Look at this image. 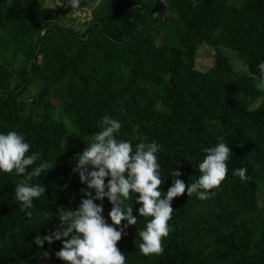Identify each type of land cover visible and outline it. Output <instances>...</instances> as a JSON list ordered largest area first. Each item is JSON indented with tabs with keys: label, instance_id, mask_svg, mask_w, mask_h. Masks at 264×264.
<instances>
[{
	"label": "trees",
	"instance_id": "16d2710c",
	"mask_svg": "<svg viewBox=\"0 0 264 264\" xmlns=\"http://www.w3.org/2000/svg\"><path fill=\"white\" fill-rule=\"evenodd\" d=\"M53 4L0 0V132L22 134L30 153L48 162L31 181L45 188L31 216L14 199L23 177L0 173V264H42L45 255L62 262L55 256L62 241L39 248L32 241L57 230V207L78 206L86 188L72 172L74 156L105 115L120 121L118 138L133 148L141 138L161 145V192L171 186V171L185 185L194 182L202 149L218 138L232 154L209 199L185 189L170 202L159 255L139 252L136 233L148 218L137 216L130 193L125 203L137 222L116 244L126 264H264V91L257 67L264 61V0H99L77 28L60 26L72 9L66 0ZM202 45L216 50L205 70L196 68ZM219 48L235 54L246 73ZM34 84L27 105L22 96ZM239 168L247 169L246 181L232 174ZM102 203L110 222L111 205Z\"/></svg>",
	"mask_w": 264,
	"mask_h": 264
},
{
	"label": "clouds",
	"instance_id": "9594fccd",
	"mask_svg": "<svg viewBox=\"0 0 264 264\" xmlns=\"http://www.w3.org/2000/svg\"><path fill=\"white\" fill-rule=\"evenodd\" d=\"M68 7L78 9L80 0H66ZM157 15H153L155 18ZM259 86L264 87V61L257 65ZM121 123L108 115L101 118L99 131L94 133L88 146L74 156L72 172L78 176L82 198L75 210L57 207L59 225L49 235H37L32 243L38 248L45 243L62 241L55 256L64 264H126L124 255L116 244L126 229L137 222L132 215L133 205L125 203L130 193L134 196L137 216L145 217L144 227L137 231L139 252L145 256L159 255L164 249L162 239L167 237L173 209L171 201L182 193L195 194L200 201L209 199L228 173L227 161L232 155L230 147L218 138V143L202 149L204 156L197 167L200 175L192 183L178 179L179 171H171V186L161 192V164L157 153L161 150L155 140L145 142L143 138L133 148L130 140L119 139ZM137 127L132 132L136 133ZM63 141L61 147L65 150ZM25 137L16 131L0 132V173H12L20 179L14 187V199L20 205V212L31 216L33 201L45 193L40 183H31L41 177L48 168V162L40 159L38 152L29 151ZM40 161L38 164L37 161ZM26 168L29 169L26 172ZM247 169L233 170L241 182L246 181ZM107 178V183L105 179ZM111 205L106 222L103 212L104 199ZM99 202V203H97ZM57 218V216H56ZM125 222L121 225V222ZM71 234V235H70ZM63 238V239H62Z\"/></svg>",
	"mask_w": 264,
	"mask_h": 264
},
{
	"label": "rangeland",
	"instance_id": "374dc122",
	"mask_svg": "<svg viewBox=\"0 0 264 264\" xmlns=\"http://www.w3.org/2000/svg\"><path fill=\"white\" fill-rule=\"evenodd\" d=\"M42 1L44 4L54 5L53 2H58L59 0H42ZM98 1L99 0H94L92 2L90 0H80L79 8L78 9L72 8L70 12L66 15V18H64L63 21L60 23V26L64 28H69V27L77 28L85 25L90 21L91 10ZM215 51L216 50L210 48L209 46H205V45L200 46L197 52L196 68L199 70H205L207 68H210L213 62V55ZM218 51L227 58L229 64L236 72L246 73L245 65L241 60H239L235 56V54L222 48H219ZM36 86L37 84H34L31 87V89L22 96L23 101H25L27 105H30L32 95L35 94L34 88ZM260 88L263 89L264 91V87H260ZM42 264H64V262L62 261L61 263H57L53 257H51L50 255H45L42 259Z\"/></svg>",
	"mask_w": 264,
	"mask_h": 264
}]
</instances>
